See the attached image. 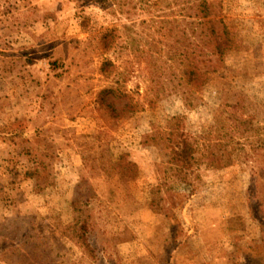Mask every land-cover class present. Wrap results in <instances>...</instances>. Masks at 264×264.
Wrapping results in <instances>:
<instances>
[{"label":"rangeland","instance_id":"374dc122","mask_svg":"<svg viewBox=\"0 0 264 264\" xmlns=\"http://www.w3.org/2000/svg\"><path fill=\"white\" fill-rule=\"evenodd\" d=\"M152 1L0 0V264H264V0Z\"/></svg>","mask_w":264,"mask_h":264},{"label":"trees","instance_id":"16d2710c","mask_svg":"<svg viewBox=\"0 0 264 264\" xmlns=\"http://www.w3.org/2000/svg\"><path fill=\"white\" fill-rule=\"evenodd\" d=\"M162 2L166 0H155V5H158L156 2ZM149 4V5H150ZM206 6V5H205ZM204 17L207 19L209 23L210 35L211 40L214 43L215 50H216V57L218 61H223L226 54L232 49V39L230 38L229 31L223 21V19L218 18L217 16L212 15L207 10L203 11ZM160 24H171L177 23L178 21H168L167 19H160ZM106 39V37H105ZM108 66V63L106 64ZM185 78L187 81V85L194 87L195 89H201L206 82V75L207 72H203L200 68L193 65L191 62L186 63V70H185ZM116 97V92L113 90H106L103 92V107L107 110L113 112V114H117L118 116L125 114L128 111V105H124L121 109H118L116 104L109 99L111 97ZM116 115V116H117ZM182 135L183 141H179L173 148L174 154V164L178 168L184 170L189 169L190 166L197 160L196 157V150L194 149L193 145L189 142V140ZM228 160V161H225ZM212 162L216 163L218 167H227L228 165H232V159H227L224 155H219L218 157L212 159ZM225 162V163H222Z\"/></svg>","mask_w":264,"mask_h":264}]
</instances>
